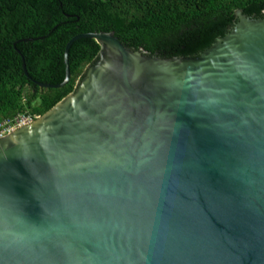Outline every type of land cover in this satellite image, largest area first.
Listing matches in <instances>:
<instances>
[{
	"label": "water",
	"instance_id": "water-1",
	"mask_svg": "<svg viewBox=\"0 0 264 264\" xmlns=\"http://www.w3.org/2000/svg\"><path fill=\"white\" fill-rule=\"evenodd\" d=\"M235 16L194 56L67 42L37 86L74 40L99 51L0 137V264H264V13Z\"/></svg>",
	"mask_w": 264,
	"mask_h": 264
},
{
	"label": "trees",
	"instance_id": "trees-1",
	"mask_svg": "<svg viewBox=\"0 0 264 264\" xmlns=\"http://www.w3.org/2000/svg\"><path fill=\"white\" fill-rule=\"evenodd\" d=\"M238 9L262 16L264 0H0V118L36 119L72 91L99 51L92 38L70 45L64 86L32 81L64 79V48L76 35L113 32L126 48L149 55L194 56L228 31Z\"/></svg>",
	"mask_w": 264,
	"mask_h": 264
},
{
	"label": "built area",
	"instance_id": "built-area-1",
	"mask_svg": "<svg viewBox=\"0 0 264 264\" xmlns=\"http://www.w3.org/2000/svg\"><path fill=\"white\" fill-rule=\"evenodd\" d=\"M35 119L29 114H17L11 118H0V137L11 133Z\"/></svg>",
	"mask_w": 264,
	"mask_h": 264
}]
</instances>
